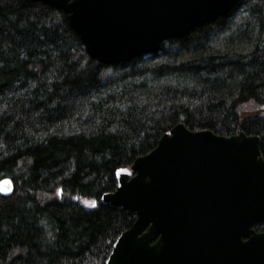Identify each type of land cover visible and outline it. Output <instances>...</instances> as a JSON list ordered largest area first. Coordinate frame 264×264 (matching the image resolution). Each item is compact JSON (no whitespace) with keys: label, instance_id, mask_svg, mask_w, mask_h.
<instances>
[{"label":"trees","instance_id":"trees-1","mask_svg":"<svg viewBox=\"0 0 264 264\" xmlns=\"http://www.w3.org/2000/svg\"><path fill=\"white\" fill-rule=\"evenodd\" d=\"M177 123L257 135L264 158V0L113 65L64 11L0 0V264H104L135 215L101 195Z\"/></svg>","mask_w":264,"mask_h":264},{"label":"water","instance_id":"water-1","mask_svg":"<svg viewBox=\"0 0 264 264\" xmlns=\"http://www.w3.org/2000/svg\"><path fill=\"white\" fill-rule=\"evenodd\" d=\"M64 11L88 55L127 62L228 14L239 0H32ZM100 202L134 213L104 264H264V158L259 137L182 123L114 173ZM12 189L0 180V194Z\"/></svg>","mask_w":264,"mask_h":264},{"label":"flooded vegetation","instance_id":"flooded-vegetation-1","mask_svg":"<svg viewBox=\"0 0 264 264\" xmlns=\"http://www.w3.org/2000/svg\"><path fill=\"white\" fill-rule=\"evenodd\" d=\"M264 230V229H263ZM260 231H262V230H260Z\"/></svg>","mask_w":264,"mask_h":264},{"label":"bare ground","instance_id":"bare-ground-1","mask_svg":"<svg viewBox=\"0 0 264 264\" xmlns=\"http://www.w3.org/2000/svg\"><path fill=\"white\" fill-rule=\"evenodd\" d=\"M132 225V224H131Z\"/></svg>","mask_w":264,"mask_h":264},{"label":"rangeland","instance_id":"rangeland-1","mask_svg":"<svg viewBox=\"0 0 264 264\" xmlns=\"http://www.w3.org/2000/svg\"><path fill=\"white\" fill-rule=\"evenodd\" d=\"M248 111V110H247Z\"/></svg>","mask_w":264,"mask_h":264},{"label":"snow or ice","instance_id":"snow-or-ice-1","mask_svg":"<svg viewBox=\"0 0 264 264\" xmlns=\"http://www.w3.org/2000/svg\"><path fill=\"white\" fill-rule=\"evenodd\" d=\"M94 203V202H93Z\"/></svg>","mask_w":264,"mask_h":264}]
</instances>
